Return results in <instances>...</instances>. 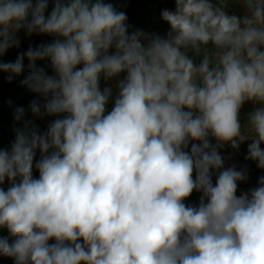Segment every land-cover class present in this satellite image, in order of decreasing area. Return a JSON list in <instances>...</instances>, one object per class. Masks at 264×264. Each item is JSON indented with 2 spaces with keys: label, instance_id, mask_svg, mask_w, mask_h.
Here are the masks:
<instances>
[{
  "label": "clouds",
  "instance_id": "clouds-1",
  "mask_svg": "<svg viewBox=\"0 0 264 264\" xmlns=\"http://www.w3.org/2000/svg\"><path fill=\"white\" fill-rule=\"evenodd\" d=\"M232 3L242 16L229 14ZM175 5L161 11L163 38L129 33L126 13L105 0H54L47 15L49 0H0V57L20 46L21 30L57 37L0 62L11 82L27 58L21 85L43 100L30 111L55 117L41 132L15 109L23 126L0 148V229L15 239L0 237V255L15 264H264V176L237 195L247 172L226 168L218 151L250 139L246 159L264 169V0ZM101 77L116 79L110 110L113 87L101 89ZM245 102L260 106L242 126ZM194 191L199 205L188 206Z\"/></svg>",
  "mask_w": 264,
  "mask_h": 264
},
{
  "label": "crops",
  "instance_id": "crops-1",
  "mask_svg": "<svg viewBox=\"0 0 264 264\" xmlns=\"http://www.w3.org/2000/svg\"><path fill=\"white\" fill-rule=\"evenodd\" d=\"M35 2V0H33ZM105 2H111L117 8L118 11H123L127 15V24L129 26V33L136 31L137 29L144 31L149 35H159L163 38L167 37V33L170 30V25L163 21L161 18V11L163 9L175 10V0H105ZM215 2V0H213ZM54 4V0H49V7L46 10V15L50 13ZM126 9V11H124ZM228 12L233 11L235 15L242 16L244 9L239 3H232L228 7ZM20 39V46L18 48H12L8 52L0 57V62H14L17 55L26 52L29 47L36 48L42 44H50L57 37L44 34H33L27 36L24 30L18 33ZM191 55V53H190ZM199 58H197V63ZM37 66L44 68L48 75H53L54 72L50 66L49 60L37 61ZM25 70L20 75L15 77L11 82L8 81V73L0 72V148L9 149L11 144L15 140V129L23 126V121L17 122L14 120V113L17 107H23L25 109V120L32 121L38 129L43 132L46 130L47 125L55 119V117L44 116L43 118L33 116L30 111L29 105L33 100H39L43 103L41 97L31 92L29 89L21 85V81L29 74L28 61L25 58L24 61ZM78 67H82L78 66ZM125 74H121L118 79H123ZM116 79L105 82L101 77V89L106 86L113 87V97L110 98L107 109L113 106L114 98L117 94V89L114 87ZM260 105L253 102H245L240 110V119L242 126L247 122L248 115ZM215 144V140L211 141ZM251 140H246L243 147L238 150L231 148L229 144H225L218 151L224 158L225 167L235 166L237 170H246L247 179L245 181L238 182L237 195L242 192H247L252 188L258 186V179L264 176V169L257 167V163L253 160L246 159L248 145ZM261 148L264 149V144H261ZM36 159H39V152H37ZM38 171L34 169L33 175L38 178ZM195 177V174H194ZM216 174L213 173V183L215 184ZM8 182L5 181L3 187L7 189ZM201 193L194 191L192 195L187 198L184 203L188 206H198ZM0 237L8 238L9 243H12L15 239L11 237L6 228L0 229ZM55 241H49L54 243ZM0 264H15L14 259L10 257H4L0 255Z\"/></svg>",
  "mask_w": 264,
  "mask_h": 264
},
{
  "label": "built area",
  "instance_id": "built-area-1",
  "mask_svg": "<svg viewBox=\"0 0 264 264\" xmlns=\"http://www.w3.org/2000/svg\"><path fill=\"white\" fill-rule=\"evenodd\" d=\"M229 14H234V12L231 11V12H229ZM245 141H246V140H245ZM245 141H244L243 143L240 144V147H243V146H244ZM240 147H239V148H240Z\"/></svg>",
  "mask_w": 264,
  "mask_h": 264
},
{
  "label": "trees",
  "instance_id": "trees-1",
  "mask_svg": "<svg viewBox=\"0 0 264 264\" xmlns=\"http://www.w3.org/2000/svg\"><path fill=\"white\" fill-rule=\"evenodd\" d=\"M124 11H126V9H124ZM111 109V108H110ZM110 109H108V110H110ZM38 173V172H37ZM39 174V173H38ZM52 241H54V240H52Z\"/></svg>",
  "mask_w": 264,
  "mask_h": 264
}]
</instances>
